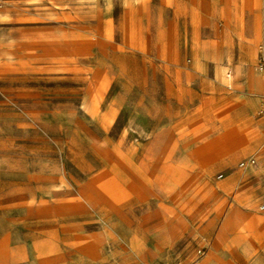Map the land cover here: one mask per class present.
I'll list each match as a JSON object with an SVG mask.
<instances>
[{"label":"rangeland","instance_id":"1","mask_svg":"<svg viewBox=\"0 0 264 264\" xmlns=\"http://www.w3.org/2000/svg\"><path fill=\"white\" fill-rule=\"evenodd\" d=\"M263 44L264 0H0V264H264Z\"/></svg>","mask_w":264,"mask_h":264},{"label":"built area","instance_id":"2","mask_svg":"<svg viewBox=\"0 0 264 264\" xmlns=\"http://www.w3.org/2000/svg\"><path fill=\"white\" fill-rule=\"evenodd\" d=\"M257 71L264 76V44L260 47V53L256 64ZM262 96L264 99V87L262 89ZM261 210H264V205L261 206Z\"/></svg>","mask_w":264,"mask_h":264},{"label":"crops","instance_id":"3","mask_svg":"<svg viewBox=\"0 0 264 264\" xmlns=\"http://www.w3.org/2000/svg\"><path fill=\"white\" fill-rule=\"evenodd\" d=\"M262 31V30H261ZM217 76H221V75H217ZM263 76V75H262ZM228 77H231V74H228ZM264 77V76H263ZM245 87V86H244ZM264 87V86H263ZM263 89V88H262Z\"/></svg>","mask_w":264,"mask_h":264},{"label":"bare ground","instance_id":"4","mask_svg":"<svg viewBox=\"0 0 264 264\" xmlns=\"http://www.w3.org/2000/svg\"><path fill=\"white\" fill-rule=\"evenodd\" d=\"M221 71H222V70H220V71L218 72L219 75H222V72H221Z\"/></svg>","mask_w":264,"mask_h":264}]
</instances>
